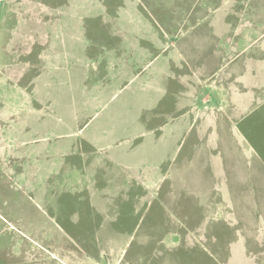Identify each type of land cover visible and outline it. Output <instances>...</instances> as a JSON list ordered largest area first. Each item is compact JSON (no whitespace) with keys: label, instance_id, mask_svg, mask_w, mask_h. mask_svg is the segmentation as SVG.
<instances>
[{"label":"rangeland","instance_id":"obj_1","mask_svg":"<svg viewBox=\"0 0 264 264\" xmlns=\"http://www.w3.org/2000/svg\"><path fill=\"white\" fill-rule=\"evenodd\" d=\"M110 1L0 0V264H262L251 230L264 229V99L234 101L241 117L212 111L184 139L160 129L136 137L131 151L153 179H131L117 195L106 179L66 171L78 157L52 165L41 156L59 146L50 119L77 124L89 112L83 81ZM206 90L212 104H229ZM41 135L46 142L19 143ZM159 176L168 178L161 191Z\"/></svg>","mask_w":264,"mask_h":264},{"label":"crops","instance_id":"obj_2","mask_svg":"<svg viewBox=\"0 0 264 264\" xmlns=\"http://www.w3.org/2000/svg\"><path fill=\"white\" fill-rule=\"evenodd\" d=\"M110 2L115 11L110 13L108 33L97 34L96 27L95 69L83 81L89 91L83 93L88 116L77 119V124L71 118L60 124L50 119L49 139L59 146L54 151L52 144L40 154L52 165H65L69 158L78 157L66 171L79 167L88 179H106V186L113 185L117 195L131 186V179H153L154 169L146 162L138 164L136 155L141 154L131 151L136 137L160 129L181 131L184 139L212 111L241 117V112H235L234 101L245 105L264 99V0ZM80 49V53L86 51V47ZM208 86L229 104H212L216 99L206 90ZM117 99L120 110H116ZM138 116H148V123ZM152 119L160 123L151 125ZM225 125L232 126L229 122ZM23 126H15L11 133L17 135ZM47 138L41 135L19 139V143L36 144ZM49 173L57 171L51 168ZM73 174L76 172L68 173L66 179ZM160 177L155 178L159 191L167 178ZM146 186L141 183L142 188ZM258 212L262 215L255 209L254 219ZM251 231L255 254L264 264V252L257 246V242L264 245V229L255 226Z\"/></svg>","mask_w":264,"mask_h":264}]
</instances>
